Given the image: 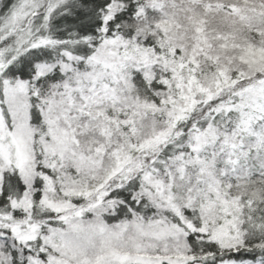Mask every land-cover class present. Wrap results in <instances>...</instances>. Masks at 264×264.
<instances>
[{"label": "snow or ice", "instance_id": "snow-or-ice-1", "mask_svg": "<svg viewBox=\"0 0 264 264\" xmlns=\"http://www.w3.org/2000/svg\"><path fill=\"white\" fill-rule=\"evenodd\" d=\"M0 264H264V0H0Z\"/></svg>", "mask_w": 264, "mask_h": 264}]
</instances>
